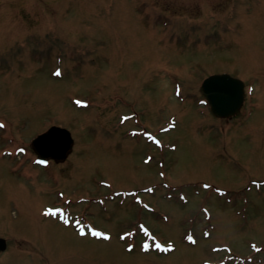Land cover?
Instances as JSON below:
<instances>
[{
    "label": "rangeland",
    "instance_id": "rangeland-1",
    "mask_svg": "<svg viewBox=\"0 0 264 264\" xmlns=\"http://www.w3.org/2000/svg\"><path fill=\"white\" fill-rule=\"evenodd\" d=\"M0 125V264H264V0H0Z\"/></svg>",
    "mask_w": 264,
    "mask_h": 264
},
{
    "label": "water",
    "instance_id": "water-1",
    "mask_svg": "<svg viewBox=\"0 0 264 264\" xmlns=\"http://www.w3.org/2000/svg\"><path fill=\"white\" fill-rule=\"evenodd\" d=\"M245 84L242 80L228 73L214 74L204 80L200 88L206 96L213 114L219 117H231L240 112L245 97ZM74 140L71 133L58 126H52L46 133L34 141L39 154L64 160L73 148ZM6 240L0 238V251L5 250Z\"/></svg>",
    "mask_w": 264,
    "mask_h": 264
},
{
    "label": "snow or ice",
    "instance_id": "snow-or-ice-1",
    "mask_svg": "<svg viewBox=\"0 0 264 264\" xmlns=\"http://www.w3.org/2000/svg\"><path fill=\"white\" fill-rule=\"evenodd\" d=\"M57 75H59V73H57ZM0 127H2V125H0ZM93 235H101V234L94 232ZM105 238H107V237H105ZM157 247H160V245H157Z\"/></svg>",
    "mask_w": 264,
    "mask_h": 264
}]
</instances>
